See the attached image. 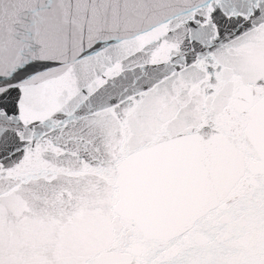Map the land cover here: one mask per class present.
<instances>
[{
    "label": "snow or ice",
    "instance_id": "obj_1",
    "mask_svg": "<svg viewBox=\"0 0 264 264\" xmlns=\"http://www.w3.org/2000/svg\"><path fill=\"white\" fill-rule=\"evenodd\" d=\"M0 264H264V0H0Z\"/></svg>",
    "mask_w": 264,
    "mask_h": 264
}]
</instances>
